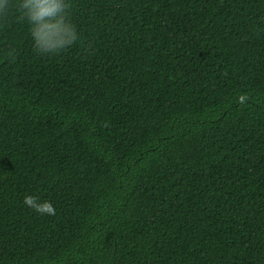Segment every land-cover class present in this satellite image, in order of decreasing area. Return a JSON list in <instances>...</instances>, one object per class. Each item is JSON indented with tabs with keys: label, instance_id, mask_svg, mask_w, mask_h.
Returning a JSON list of instances; mask_svg holds the SVG:
<instances>
[{
	"label": "trees",
	"instance_id": "16d2710c",
	"mask_svg": "<svg viewBox=\"0 0 264 264\" xmlns=\"http://www.w3.org/2000/svg\"><path fill=\"white\" fill-rule=\"evenodd\" d=\"M71 12L0 27V264H264V0Z\"/></svg>",
	"mask_w": 264,
	"mask_h": 264
},
{
	"label": "clouds",
	"instance_id": "9594fccd",
	"mask_svg": "<svg viewBox=\"0 0 264 264\" xmlns=\"http://www.w3.org/2000/svg\"><path fill=\"white\" fill-rule=\"evenodd\" d=\"M72 0H0V27L14 17L28 27L34 51L38 55H55L81 41L82 34L72 21ZM11 56L12 51H6ZM26 204L39 214L54 215L50 201L26 196Z\"/></svg>",
	"mask_w": 264,
	"mask_h": 264
}]
</instances>
